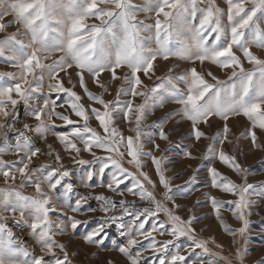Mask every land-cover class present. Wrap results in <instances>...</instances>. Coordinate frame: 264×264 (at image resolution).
Segmentation results:
<instances>
[{
    "label": "snow or ice",
    "instance_id": "1",
    "mask_svg": "<svg viewBox=\"0 0 264 264\" xmlns=\"http://www.w3.org/2000/svg\"><path fill=\"white\" fill-rule=\"evenodd\" d=\"M225 3L226 9L221 8L216 0H143L141 4L133 0H0V32H5L13 24L19 26L15 32L0 39V58L18 69L16 72L0 73V157L10 153L17 158H0V177L7 185L0 189V264H73L65 243L58 237L66 235L69 227L74 233L79 225L87 223L67 215V211L82 213L89 199L103 202L101 211L105 216L82 237L84 243L103 245L108 235L106 230L115 225L121 229V236H128L126 244L116 250L127 258L129 264H141L144 253L149 251L158 257L159 264H233L232 260L219 253H213L214 258L207 261L199 257L189 259L197 248L209 252L207 241L196 238V230L192 227L195 217L184 220L156 200L153 192L145 187L147 182L155 188L154 182L142 170V157L147 156L156 167L159 183L166 190L165 198L172 200L169 195L172 188L161 168L162 160L151 151H144L140 133V124L149 111L148 97L156 95L159 87L148 92L140 91L143 83L140 74L151 78L158 59L167 61L176 57L201 65L207 61L222 70H230L227 80H221L208 71L207 75L214 81L210 83L196 67L186 69L175 77L166 76L167 98L181 108L161 122L158 135L161 140H169L163 124L172 115H179L190 122L196 141L201 138L212 141L208 146L210 155L237 173L242 171L234 156L228 155L222 147L217 151L213 145L219 143L223 146L228 141L230 129L227 121L231 116L243 115L251 121L253 130L249 134L254 145L257 143L254 129L264 130V59L252 52L253 46L264 49V0H225ZM201 4L204 7H200ZM140 13L146 14L145 19H139ZM6 17L12 19L4 23ZM90 19L92 23H88ZM147 20H154V23H147ZM21 36H26L27 42L20 39ZM237 51L242 52L253 66L251 70L245 69ZM57 53L60 55L56 56ZM49 60L51 63L47 62ZM72 68L76 69L79 86L88 99L101 105L102 110L92 106L86 108L81 103L82 97L72 88L64 86L60 73L63 72L71 83L72 73L69 69ZM120 69H127L123 82L129 87H121L115 101H105L102 96L89 91L86 75L107 90L100 77L108 72L112 80L121 79L117 71ZM53 93L67 94L69 99L65 102L78 120L56 111L57 107L63 108L64 103H57L59 97L52 99ZM121 95L145 98L142 104L135 106L133 100H128L119 110L129 123L134 119L135 136L125 137L113 126ZM164 101L165 97L161 96L157 101L158 106L163 107ZM21 102L26 106V115L36 122L35 125L23 122L22 127L16 126L17 105ZM54 117L66 125H72L71 130L55 132ZM212 117L224 121L223 131L208 137L199 125L209 124ZM92 118L99 122L102 133L90 126ZM32 131L44 141L49 134L55 136L78 164L99 162L96 174L101 177L111 166L107 183H88L94 173L87 171L81 178L84 187L107 188L121 197L127 192L138 196L140 201L155 204V208H139L135 201L125 199L117 203L103 194L78 195L73 202L70 194L74 185L69 182L72 172L64 168L62 157L52 144H47V152L35 146L28 134ZM9 133L15 134L12 139ZM77 141L83 144V148L77 146ZM152 143L158 151L160 145L154 140ZM93 148L109 155L98 156ZM81 152L90 153L93 160L78 159ZM40 155L53 157L59 166L41 164L33 167ZM184 155L195 159L191 152ZM126 158H130L127 163L134 165L135 172L124 166ZM209 172L212 187L239 197L232 203L236 205L233 215L242 222L241 226L230 229L223 220L221 224L233 237L237 234L244 236L249 224L246 217L252 214L247 210L258 203L248 199L249 190L254 186L248 184L246 178L243 185H236L214 167L209 168ZM129 179L131 186L122 190L120 186ZM17 181L19 187H16ZM29 186L34 189L33 194L26 195L20 191ZM212 204L219 219L223 204L215 197H212ZM130 209L136 213V223L125 233V225L120 221L124 215L131 214ZM117 210L120 211L119 216L115 215ZM86 211L96 210L88 208ZM54 212H60L64 218L54 220L50 215ZM160 212L167 216L171 227H167L165 222L152 220L150 227L146 228L149 219ZM17 217L29 226L30 235L38 245L39 254H31V260L25 259L30 255L26 242L17 238L7 223L10 218ZM154 234L168 235L172 239L157 241ZM181 237L191 241L183 249L176 244ZM138 238L148 241L147 246ZM170 245L174 251L170 250ZM246 251V248L243 251L236 249L235 259L239 264H244ZM108 264L113 262L109 261ZM257 264H264V261Z\"/></svg>",
    "mask_w": 264,
    "mask_h": 264
},
{
    "label": "rangeland",
    "instance_id": "2",
    "mask_svg": "<svg viewBox=\"0 0 264 264\" xmlns=\"http://www.w3.org/2000/svg\"><path fill=\"white\" fill-rule=\"evenodd\" d=\"M136 4L143 3V0H133ZM216 3L221 7L226 9L227 5L225 0H216ZM200 7H204L203 4ZM145 13L139 14V19H145ZM12 17H6L4 23H8ZM90 19L88 23H92ZM147 23H154V20H147ZM226 22V18H225ZM18 25H11L7 28L5 32H0V39H3L8 34L15 32L18 28ZM24 39L27 42L26 36L19 37ZM252 52L264 59V49L253 46ZM60 54L57 53L56 56ZM237 55L241 57V60L244 64L246 70H251L252 65H250L247 60L243 57L242 52L237 51ZM53 57V59L56 58ZM51 63V60L47 61ZM191 67H196L199 72H201L205 79L210 83H214L211 77L207 75L208 71H211L214 75L219 77L221 80H227L228 75H230V70H222L216 65H212L209 62L205 61L203 65L199 62L192 64L190 61L181 60L176 57H172L169 60L165 61L163 59H158L154 64V74H150L151 78L140 74L142 80V85L140 91L148 92L152 88L158 87V92L156 95H149L148 104L149 111L146 114L145 119L140 124V133H141V142L144 144V151H151L152 154L162 160L161 168L164 171V175L170 181L172 188L169 195L172 196V200H167L165 198L166 190L159 183V176L156 172V167L153 164L150 157H142V170L148 174L151 180L155 184V188L151 185H148L145 182V187L152 191L156 200L165 204L169 209L173 211L174 214L181 216L184 220L189 219V217H195V220L192 224V227L195 228V235L199 240L207 241V247H209V252L205 253L202 249L197 248L192 256L189 259H195L196 257L204 259H213V253H219L220 255L227 257L233 261V264H239L235 259V251L237 248H241L243 251L247 249L245 253L244 264H257L258 261H264V130L254 129L257 133V143L254 145L250 136V131H252L251 121H249L243 115L240 116H231L227 121L230 132L228 133V141L221 146L219 143L213 145V147L218 151L223 148V150L230 156L236 158V162L241 166L242 171L237 173L224 163H222L218 158L213 157L208 153V146L212 143L210 139L201 138V140L196 141L192 135L191 124L189 121L182 119L179 115H172L170 119H167V122L163 124L165 132L169 136V140L164 141L159 138V128L161 122L165 120L166 117L171 113L177 112L181 106L173 103L170 99L167 98L166 88L167 81L165 77L171 75L173 77L182 73L186 69ZM169 69H172L171 73ZM18 69L11 67L9 62H6L0 58V73L5 72H16ZM118 75L121 79L112 80L111 75L108 72H105L101 77V82L106 85L105 88H101L96 85L92 78L88 75L85 76V81L89 91L94 93L97 96H102L105 101H115L117 99L118 90L123 88H128L129 85L123 82V76L127 74V69L117 70ZM71 75V83H69V78L65 76L62 72L60 77L63 79L64 86L72 88L78 95L82 97L81 103L84 104L86 108L89 106L101 108V105L95 104L93 101L89 100L84 90L79 86L78 77L76 76V69H69ZM6 79V78H5ZM47 79L45 84H47ZM181 88L184 85H180ZM45 92L47 88L45 87ZM165 97L163 107L158 106L157 101L159 98ZM57 103H64V107H57L56 111L64 115H68L73 120H78L68 104L65 102L69 98L66 93H53L52 99H56ZM144 97H131V95H121L119 97L118 114L115 115V120L113 126L116 127L125 137L135 136L136 133L133 129L136 127L135 121L133 119L132 123H129L123 118L122 111L124 103L128 100H133L134 106L142 104L144 102ZM153 104H157L155 107H151ZM102 110V108H101ZM18 111V120L22 127L23 122H28L35 125V121L26 115V106L21 102L17 105ZM132 115V114H130ZM56 127L54 131L57 133L67 132L71 130L72 125H66L64 121L56 119L54 117ZM82 123V122H81ZM89 124L91 127L95 128L98 132L102 133V129L99 127V122L94 118L90 119ZM224 121L219 117H212L209 121V124H201L199 128L201 131H204L208 137L215 136L218 132L223 131ZM32 139H34L35 146L40 147L42 152H47V144H52L56 152L62 157V164L65 169L72 172V177L70 181L74 184V190L83 192V195L91 194V196H96L103 194L105 196L111 197L113 201L119 202L120 199H125L129 202L135 201L137 207H151L155 208V204H151L147 201H140L138 196H134L125 192L123 197L109 191L107 188L96 187V188H86L81 183V178L85 176L87 171H93L94 175L91 181H88L90 184H99L101 182L107 183L110 179V174L112 171L111 166L105 170L103 177L96 174L100 167L99 162H94L91 164L81 165L76 163L73 159L70 158V154L66 152L63 148V145L59 143L55 136L49 134L46 141L39 138V134L35 131L28 133ZM155 141L156 144L160 145V149L157 151L154 148L152 141ZM77 146L83 148V144L80 141H77ZM123 150V149H122ZM93 151L97 153L98 156L105 157L109 155L104 151L93 148ZM185 152H191L192 156L195 159L189 158L184 155ZM75 155V154H72ZM43 159V164H49L53 167H58L53 159V157L40 155ZM85 160L92 161L93 157L88 152H81L80 157ZM126 158L123 163L126 168L130 171L135 172L136 169L134 165H129ZM41 163V164H42ZM216 168L219 173L227 177L236 185H243L246 182L252 184L253 189L249 190L248 199L251 201H257L258 203L254 204L247 211H251V215L246 218L249 221L248 229L244 236L237 234L233 237L228 231L225 230L224 225H227L230 229H237L241 226L242 222L236 219V216L233 213L236 211L235 203L233 201L238 200V195H232L231 193H224L217 187H212V177L209 172V168ZM246 170V171H243ZM132 184L131 179L126 180L124 184L120 186L123 190L127 187H130ZM179 186V187H177ZM19 187V185H18ZM30 187V186H29ZM32 188V187H31ZM81 195V194H80ZM212 197H215L217 201L222 202L223 206L220 208V218H217L216 211L212 204ZM179 205V207H175ZM89 208L95 209L94 213L96 215H91V230L96 227L97 223L102 217L105 216V213L101 211L104 206L102 201L96 199H89ZM128 216L122 218L121 223L125 225L123 231L128 232L129 228L136 223L135 220V211ZM92 213V212H90ZM110 214V213H109ZM143 219V217H141ZM152 220H157L158 222H165L167 227H171L168 223L167 216L160 212L158 216L151 217L149 219V224L146 225L150 227ZM221 220L224 221V225L221 224ZM22 229L21 235L17 232H14L15 236L26 242V245L29 248L30 255L25 257V259L31 260V254H39L38 245L32 239L30 235V230L26 231ZM115 229L114 235H111V232ZM25 230V231H23ZM107 239L104 244L101 246L90 245L84 246L80 245L75 248L74 256L70 253V258L73 261V264H108L109 261H112L113 264H129L127 258L121 254L116 249L119 246L126 244L128 236L120 235L121 229L113 225L107 230ZM69 231L67 232V234ZM66 234V235H67ZM157 241H164L172 239L171 236L164 235L160 236L154 234ZM65 236V235H64ZM72 236V235H71ZM115 236V237H113ZM113 238H116L114 243L116 247L112 246L109 248L108 243H112ZM58 239L61 242L67 244L68 239L59 237ZM141 240L144 246H147L148 241L143 240V238H138ZM80 240V239H79ZM79 241L75 240L73 243H69V246H75ZM191 241L187 237H181L179 241L176 242L178 246L182 249L190 244ZM218 245L222 247H217ZM106 246V248H104ZM170 250L174 251V247L170 245ZM67 247V246H66ZM139 247V246H138ZM33 250L34 253H33ZM78 250V251H77ZM134 249L133 251H135ZM69 251V250H68ZM182 254L188 255L187 252ZM205 260V261H207ZM141 264H159V259L153 253L145 252L144 257L141 260ZM223 264V262H221Z\"/></svg>",
    "mask_w": 264,
    "mask_h": 264
},
{
    "label": "crops",
    "instance_id": "3",
    "mask_svg": "<svg viewBox=\"0 0 264 264\" xmlns=\"http://www.w3.org/2000/svg\"><path fill=\"white\" fill-rule=\"evenodd\" d=\"M9 137H10V139L13 138L10 134H9ZM33 140H34V139H33ZM13 142H14V140H13ZM0 158H2V159H4V160H15V159H17L15 156L11 155L10 153L7 154V155H4L3 157H0ZM42 162H43V159H41V158L39 157L38 159L35 160V164L33 165V167L38 166V165H41ZM42 164H43V163H42ZM74 184H75V183H74ZM74 184H73V185H74ZM18 185H19V181L16 182V187H18ZM5 187H7V185H5V183H4V181H3V178L0 177V189H3V188H5ZM59 191L62 192V189H60ZM80 194L83 195V192L73 190V193L70 194V195H71V199H72V201L74 202V200L76 199V197H77L78 195H80ZM54 199H55V197H54ZM83 208H84V211H82V213H72V212H70V211L65 210V211H67V215H73V216H75L77 219H79V220H81V221H87V223H82L81 225H79L78 228L75 230L74 233H73V231L71 230V228L69 227V229H68L69 233H68L67 235L63 236L64 238L68 239L66 246H67V249L69 250L70 253L74 252V251H75V248H76L77 246L79 247L80 245H83V244H84V246H90V245L84 243L82 237H83L87 232L91 231V227H92V226H91V219H90V217H91V215H96V214H95L94 212L90 213V212L86 211V209L89 208V203H88V204H85V205L83 206ZM50 215H51V217H52L54 220H55V219H58V218H64V217L61 215L60 212H54V213H51ZM96 216H99V215H96ZM7 223H8V226L13 230V232H17V233H19L20 235H21V233H22V232H21L22 229H20V228H24L26 231H29V230H30V229H29V226H28L27 224H25L23 221H20V220L18 219V217H17V219H11V218H10V219L7 221ZM25 230H23V231H25ZM115 231H116V230L113 229V231L111 232V235H114V232H115ZM71 235H72V236H71ZM113 237H115V236H113ZM58 238H59V237H58ZM79 239H80V240H79ZM59 240H60V239H59ZM75 240L79 241V243L76 244L75 246H69V247H68L69 243H73ZM115 240H116V238H113L112 243H108V244H109V248L112 247V246L116 247V244L114 243ZM60 241H61V240H60ZM104 248H106V246H105ZM208 249H209V247H208ZM77 251H78V250H77ZM201 259H204V258H201ZM204 260H207V259H204Z\"/></svg>",
    "mask_w": 264,
    "mask_h": 264
},
{
    "label": "built area",
    "instance_id": "4",
    "mask_svg": "<svg viewBox=\"0 0 264 264\" xmlns=\"http://www.w3.org/2000/svg\"><path fill=\"white\" fill-rule=\"evenodd\" d=\"M18 128L19 127H21V125H20V122H19V120H18V122H17V125H16ZM12 137H14V133H9ZM20 191H22L24 194H26V195H28V194H33L34 193V189L33 188H31V187H25V188H23V189H20ZM151 208V207H150ZM131 211H133V210H131L130 209V212ZM132 213V212H131ZM112 213H110L109 215H111ZM115 215H117V216H119L120 215V211L119 210H117L116 211V213H115ZM125 216H128V215H124L123 216V218L125 217ZM196 238L199 240V238L196 236Z\"/></svg>",
    "mask_w": 264,
    "mask_h": 264
},
{
    "label": "bare ground",
    "instance_id": "5",
    "mask_svg": "<svg viewBox=\"0 0 264 264\" xmlns=\"http://www.w3.org/2000/svg\"><path fill=\"white\" fill-rule=\"evenodd\" d=\"M171 246H169V248H170Z\"/></svg>",
    "mask_w": 264,
    "mask_h": 264
}]
</instances>
